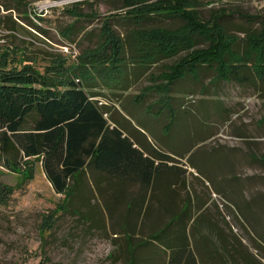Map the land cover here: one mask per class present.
Here are the masks:
<instances>
[{
    "label": "rangeland",
    "instance_id": "374dc122",
    "mask_svg": "<svg viewBox=\"0 0 264 264\" xmlns=\"http://www.w3.org/2000/svg\"><path fill=\"white\" fill-rule=\"evenodd\" d=\"M177 1L0 0V55L10 48L16 58H30L40 68L89 52L103 40L110 17L128 42L124 76L115 86L103 80L110 74L94 73L87 84L105 100H119L110 107L121 118V107L132 112L176 166L163 168L149 188L89 170L66 199L39 159H24L17 171L0 161V264H130L131 250L133 264H167L180 240L194 248L199 264H264V79L239 83L216 74L223 55L260 59L256 44L264 45V0H179L193 19L174 11ZM150 4L151 11L160 6L164 13L152 12L139 26L159 36L194 28L188 22L206 29L192 36L191 46L173 51L169 42L168 49L152 40L139 42L149 53L145 60L155 57L143 64L140 50L129 43L138 25L126 11ZM10 10L22 27L7 19ZM217 21L224 29L219 38ZM198 50L208 51L212 65L200 64L196 77L189 74L168 87L175 64ZM154 231L166 235L164 244L151 237Z\"/></svg>",
    "mask_w": 264,
    "mask_h": 264
},
{
    "label": "trees",
    "instance_id": "16d2710c",
    "mask_svg": "<svg viewBox=\"0 0 264 264\" xmlns=\"http://www.w3.org/2000/svg\"><path fill=\"white\" fill-rule=\"evenodd\" d=\"M134 3V0H127L126 5ZM152 5L143 9L133 7L127 10L128 19L139 26L142 21L152 17V12L164 13L160 6L156 7V11H151ZM174 7H176L174 11L183 12L193 19L184 2L178 0ZM13 8L17 10L16 5H6V9ZM12 11L7 12V19L18 23L13 18ZM18 11L22 12L21 9ZM80 14L78 13L77 17ZM185 15L183 16L186 17ZM38 16L42 19V15ZM33 23L40 31L46 32L38 22ZM201 24L188 22V25L194 28L184 32H170L169 35L163 36L158 35L160 31L154 32L152 29L137 26V32L134 31L135 28L131 31L132 38L129 43L140 50L142 63L148 64L155 57L151 56L149 60H145L149 53L146 50L142 51L144 44L139 42L152 40L158 43L160 49H168L165 46L169 42V50L172 51L180 45L191 46L192 36L206 29L204 26L199 28ZM221 25L219 22L215 23V38L223 35L224 29ZM73 29L74 24H70L66 33L69 37ZM102 34L103 40L90 48L91 52L87 51L71 62L67 56L68 59L46 64L44 68H40L30 58L24 57L23 60L16 58L15 51L10 48H6L5 54L0 55L1 164L17 171L24 159H39L54 189L66 193V199L77 184L83 182L89 170L97 174L116 176L122 181L149 188L156 177L160 176L163 168L166 170L176 167L173 164L169 165L171 156L162 149L163 147L152 146L148 149V154H145L143 149L135 145V139L127 131L115 107H110L112 104L117 105L119 100L111 103L102 97V91H95L88 86L87 81L94 80L96 76L94 73L101 76L105 73L110 74L111 78L103 80H108L115 86H120L119 80L122 79V75L124 76L122 61L126 59L124 50L128 42L114 30L110 17L104 20ZM134 39L137 42H132ZM256 45L260 48V59L257 62L235 61L230 56L223 55L222 60H216L217 76L239 83L250 82L255 77L264 79V45ZM17 48L16 46V50ZM20 53L23 55V50ZM190 53L175 64V68L168 76L170 81L168 87L173 81L184 77L187 79L189 74L196 77L200 64L208 62L212 65L213 61L209 60L208 51L198 50ZM223 62L226 63L224 66L221 65ZM167 95L169 99L172 97L170 94ZM171 125L172 121L168 123L169 127ZM48 228L49 223L44 226L45 230ZM162 229L165 232L166 229ZM158 233L154 231L151 237L155 240L163 238L164 244L166 235L159 237ZM180 242H182L180 246L174 248L168 257L167 264H199L194 248H191L187 241ZM133 263L131 250L130 264Z\"/></svg>",
    "mask_w": 264,
    "mask_h": 264
},
{
    "label": "crops",
    "instance_id": "0c3cea01",
    "mask_svg": "<svg viewBox=\"0 0 264 264\" xmlns=\"http://www.w3.org/2000/svg\"><path fill=\"white\" fill-rule=\"evenodd\" d=\"M121 110H122L123 114H125V120L123 118H121V121H123V124L126 126L127 131L131 134L132 138L135 139V141H136L135 145H137L141 149H143L145 151V154H148V149H150L152 146L153 147H160L159 143L156 140H153L151 138V134L149 132H147L142 125L136 123L134 117H132L133 116L132 112L127 113L122 107H121ZM126 119H128V121L130 119L131 123H129ZM141 120L144 121L142 119V117H141ZM145 133L148 135L147 137L149 140L147 139V137H145V135H144ZM113 177H116V176H113ZM119 179L122 181L121 178H119ZM123 182H125V181L123 180ZM139 186H141V185L139 184ZM142 187H144V186H142Z\"/></svg>",
    "mask_w": 264,
    "mask_h": 264
}]
</instances>
